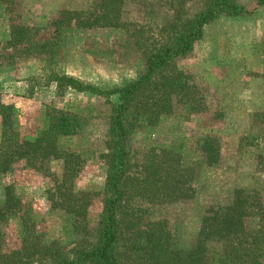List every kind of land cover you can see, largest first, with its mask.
I'll return each mask as SVG.
<instances>
[{
  "label": "rangeland",
  "instance_id": "rangeland-1",
  "mask_svg": "<svg viewBox=\"0 0 264 264\" xmlns=\"http://www.w3.org/2000/svg\"><path fill=\"white\" fill-rule=\"evenodd\" d=\"M237 1L252 12L206 24L192 52L160 75L178 76L183 84L165 97L161 112L150 107L131 116L123 253L133 238L145 243L148 231L163 227L184 264L204 215L237 196L246 200L240 232L248 243L255 233L264 240V4ZM204 2L0 0V102L13 106L15 129L34 140L49 107L82 123L78 133L55 141L57 155L19 160L0 173V210L11 209L0 219V264H20L11 252L21 249L26 232L29 247L58 241L69 251L93 239L102 219L110 114L118 99L62 86L55 75L102 89L135 80L148 55ZM210 138L220 151L214 164L204 150ZM172 163L184 172L191 196L176 202L143 198L152 177L147 169L163 174ZM73 199H80L85 215L70 210ZM146 257H134L135 264H147Z\"/></svg>",
  "mask_w": 264,
  "mask_h": 264
},
{
  "label": "trees",
  "instance_id": "trees-1",
  "mask_svg": "<svg viewBox=\"0 0 264 264\" xmlns=\"http://www.w3.org/2000/svg\"><path fill=\"white\" fill-rule=\"evenodd\" d=\"M258 3L264 4V0H258ZM251 12L237 0H205L198 12L148 55L139 77L121 86L102 89L66 74L55 75L54 79L62 86L117 96L118 100L113 103L110 114L107 140L110 150L109 171L103 214L96 226L94 238L75 245L69 251L58 241L41 245L37 240L29 247L26 243L30 234L26 232L21 249L11 252L20 264H135L134 257L142 258L144 255L147 256V264H183L172 251V244L167 240L169 232L163 227L148 231L145 243L138 237L133 238L131 246L123 253L122 215L128 212L125 209L128 201L125 181L130 168L131 116L136 111L147 112L150 107L161 112L167 104L165 97L183 87L178 76L163 77L161 80L159 77L175 60L192 52L206 24L222 15L239 16ZM46 114L45 127L34 140H28L22 138L15 129L13 106L0 102V173L12 171L13 165L19 160L33 162L38 156L57 155L55 141L81 130V120L68 111L49 107ZM204 150L209 164L218 161L220 151L216 143H212V138L205 141ZM169 166L170 169L163 166V174L154 171L152 165L151 170L146 167L152 177L145 182L147 186L143 188V198L152 202H176L191 196L184 172L173 163ZM240 192V189L236 190L237 194ZM244 202V198L237 196L231 204L204 215L195 242L182 257L184 264H264V240L261 235L255 233L248 243L245 234L240 232L246 216L243 212ZM70 204L73 206L70 210L76 215H85V206L80 199L70 200ZM10 210L1 209L4 213H0V219L5 218V212L9 213ZM136 243L138 246L134 248ZM131 250L135 252L130 253ZM260 257L263 258L261 262L258 261Z\"/></svg>",
  "mask_w": 264,
  "mask_h": 264
}]
</instances>
